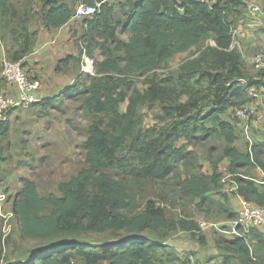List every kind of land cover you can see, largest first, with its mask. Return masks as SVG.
I'll return each instance as SVG.
<instances>
[{
    "label": "trees",
    "instance_id": "trees-1",
    "mask_svg": "<svg viewBox=\"0 0 264 264\" xmlns=\"http://www.w3.org/2000/svg\"><path fill=\"white\" fill-rule=\"evenodd\" d=\"M79 1L101 4L84 21L80 42L94 74L82 72L66 93L89 120L82 145L85 166L59 185L60 196L43 195L35 180L21 177L13 219L24 241L104 233L114 239L107 244L60 242L31 256L28 264H75L77 259L83 264L176 262L180 256L170 253L166 243L171 233L185 232L206 243L204 228L188 204H197L201 211L207 207L208 214L216 208L230 221L237 217L230 198L221 192L226 182L218 168L221 162L228 163L229 182L237 189L234 197L264 207V190L252 173L257 168L264 172V123L255 133V143L246 150L237 146L236 125L241 120L236 113L247 108L251 91L258 92L264 75V71L251 73L234 43L233 30L248 4L245 0ZM20 3L0 0L1 40L13 61L33 52L37 33L30 26L36 18L47 28H59L74 16L60 0H42L37 12L30 2ZM186 53L190 55L176 71L164 78L150 77ZM73 61L82 62L69 57L57 71H67ZM141 77H146L145 89L138 85ZM144 107L160 108L155 126H144ZM10 124L11 117L0 124V143L6 141ZM203 145L213 165L208 172L200 162L198 147ZM162 186L165 193L160 194ZM216 193L225 202L213 199ZM2 227L0 218V260L5 255ZM222 250L223 264H264V232L251 229L245 237L234 235Z\"/></svg>",
    "mask_w": 264,
    "mask_h": 264
},
{
    "label": "rangeland",
    "instance_id": "rangeland-1",
    "mask_svg": "<svg viewBox=\"0 0 264 264\" xmlns=\"http://www.w3.org/2000/svg\"><path fill=\"white\" fill-rule=\"evenodd\" d=\"M20 1L14 0L15 3L21 6ZM0 33L3 36L1 30ZM237 41L240 43L239 36ZM189 55V53L177 55L162 69L151 74L150 77L156 75L164 78L170 71H176L180 63ZM80 67L83 70H87L88 73L94 74V65L91 60H86L85 58L80 63ZM252 72L254 71L252 70ZM145 78L141 77L138 80V85L141 89L146 88L143 83ZM262 86L264 89V85ZM261 87L257 88L258 97L250 96L251 101L246 104L251 114V141L247 139L244 133V124L239 119L240 122H237L236 125L238 135L237 146L241 150H246L249 145L256 142L255 133L261 127V124L264 123V98L262 97L264 91H262ZM78 106L79 103L73 99H69V96L65 94L64 96H58L53 105H46L43 108L31 106L13 113L10 133L7 135L6 141L0 143V190L6 196L5 211L7 213L12 212L16 195L20 189L19 179L21 177L35 180L39 191L43 195L60 196L59 185L62 182L69 181L84 168L86 153L82 145L86 140V130L89 120L84 118L83 114L78 111ZM125 108L126 104H122L121 111H124ZM141 112L145 127H153L157 124L156 120L160 113L159 107H144ZM227 118L233 120L231 115H227ZM198 148L200 162L203 165L202 170L205 172L213 170V165L208 159L207 145L199 146ZM227 164V161H223L218 165V168L224 173V181H226L221 192L227 194L230 198V203L237 215L236 219L233 221L227 220L225 216L217 212L216 208L213 209L214 212L212 214H208L206 211L207 207H205L204 211H201L197 207V204H188L189 211L193 213L198 222L200 224H207L202 230L206 243L202 245L198 241L193 240L185 232L177 231L171 233L166 241L169 245V252L178 254V256L180 254V257L178 261L167 262L168 264H183L187 260L223 264L222 262L225 260L226 254L222 249L225 242L234 237L229 232H231L230 230H232L239 215V209L231 191L232 185L229 182L231 174ZM158 189V193H165V187L162 186ZM215 195L216 197H214ZM171 197L174 198L173 195ZM213 199L225 202L218 193L213 194ZM184 202H182L180 209H183ZM187 207L185 208L187 209ZM112 239H114V235L104 233L86 234L77 238L61 239L58 241H24L21 237L18 223L16 219H13L11 236L4 244L3 253H5L6 259L9 262L28 264L31 256L44 252L46 249L52 248L60 242L78 241L79 243L107 244ZM75 264L83 263L77 259L75 260ZM101 264L108 263L103 262ZM232 264H237V262Z\"/></svg>",
    "mask_w": 264,
    "mask_h": 264
},
{
    "label": "crops",
    "instance_id": "crops-1",
    "mask_svg": "<svg viewBox=\"0 0 264 264\" xmlns=\"http://www.w3.org/2000/svg\"><path fill=\"white\" fill-rule=\"evenodd\" d=\"M25 1L30 2L36 12L41 10L42 0ZM60 1L67 4L74 14L81 4L79 0ZM245 1L248 4V9L245 12V17L238 24L241 52L251 73L263 75L254 69L251 58L258 51L264 49V0ZM251 6H258L260 10L252 12ZM30 28L37 33V40L33 52L26 57L25 67L31 76L41 80V87L36 93L39 102L34 105L36 108H41L47 100L66 94L82 72L88 73L87 70L80 67V63L77 61L71 62L67 71H57L58 64L64 59L69 57L81 58L83 62L86 58L82 56L80 45L81 39L85 35L86 25L85 22L78 21L73 16L67 24L59 28H47L42 21L36 18ZM5 55V41L0 40V68ZM263 76L259 78L263 82L262 85H264ZM261 89L264 91L263 86ZM0 93L16 96L18 90L16 87L8 86L0 77ZM262 97L264 98V95ZM18 110L12 112L11 119L14 116L13 113ZM252 173L257 178L260 188L264 190V172L257 168ZM235 201L239 209V202L236 198ZM262 231L264 232V229ZM182 254L184 253L182 252Z\"/></svg>",
    "mask_w": 264,
    "mask_h": 264
},
{
    "label": "built area",
    "instance_id": "built-area-1",
    "mask_svg": "<svg viewBox=\"0 0 264 264\" xmlns=\"http://www.w3.org/2000/svg\"><path fill=\"white\" fill-rule=\"evenodd\" d=\"M101 4L86 5L80 4L74 14V19L78 21H85L92 18L100 9ZM252 12L260 10L258 6L250 7ZM239 29L233 30L235 45L240 48V43L237 41L239 36ZM1 40V34H0ZM86 60H89L86 57ZM26 58L20 61H13L6 55L3 58L0 70L1 79L10 87H16L18 94L16 96L0 93V124L7 123L10 120L11 114L14 110L26 109L39 102L36 97V93L41 87V80L33 77L26 70L25 67ZM251 63L255 70L264 71V49L256 53L251 58ZM251 96L258 97V93L254 90L251 91ZM236 117L240 119L244 126V133L249 141H251L250 125L251 114L248 108L239 109L236 113ZM237 190L236 187L231 191ZM236 200L239 202V215L238 220L234 223L231 233L235 236L245 237L251 229H264V207L256 205L255 203L246 200L240 195H236ZM6 196L0 190V218L3 221V239L4 242L9 239L12 232V220L14 218L13 212L7 213L5 211ZM206 223L201 224L203 228L206 227ZM0 264H15L9 262L6 256L0 260ZM185 264H213L209 262H197L194 260L186 261Z\"/></svg>",
    "mask_w": 264,
    "mask_h": 264
}]
</instances>
